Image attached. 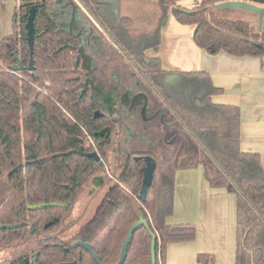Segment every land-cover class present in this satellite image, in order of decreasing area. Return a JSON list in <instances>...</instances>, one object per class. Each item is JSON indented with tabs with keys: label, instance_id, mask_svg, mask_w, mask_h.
Returning <instances> with one entry per match:
<instances>
[{
	"label": "trees",
	"instance_id": "16d2710c",
	"mask_svg": "<svg viewBox=\"0 0 264 264\" xmlns=\"http://www.w3.org/2000/svg\"><path fill=\"white\" fill-rule=\"evenodd\" d=\"M17 1L12 32L0 39V226H14L0 228V251L15 249L8 264L33 262L35 256V264H116L127 232L139 217L145 224L133 232L122 264H151L153 240L155 264H166L168 245L196 237L193 224L173 225L167 218L173 213L176 172L197 168L209 187L236 196L234 263L264 264V170L257 153L240 148L239 108L212 101L221 89L212 85L206 72L166 71L158 58L144 54L159 45L160 28L171 11L177 23L195 27L193 41L199 49L209 55L259 58L264 69V18L258 30L257 23L221 14L230 8L215 7L228 1L264 7V0H196L190 9L178 5L180 0H146L156 3L157 27L137 38L128 33L130 16H122L116 26L102 16L103 0H77L99 28L101 39L113 45L104 63L126 61L161 100L165 114L161 156L148 151L130 154L83 222L69 220L73 207L91 178L104 173L116 126L108 116L94 117L76 61L79 43L54 22L50 0ZM32 8L30 50L25 25ZM145 38L150 41L142 42ZM173 76L181 82L165 81ZM105 128L108 137L96 135ZM80 149L96 153L103 166L73 153ZM146 156L155 162V170L141 201ZM48 204L53 206L27 208ZM78 242L89 245L95 259L74 248ZM196 262L215 260L210 254H197Z\"/></svg>",
	"mask_w": 264,
	"mask_h": 264
},
{
	"label": "crops",
	"instance_id": "0c3cea01",
	"mask_svg": "<svg viewBox=\"0 0 264 264\" xmlns=\"http://www.w3.org/2000/svg\"><path fill=\"white\" fill-rule=\"evenodd\" d=\"M124 1H120L121 17L128 16L124 11ZM7 2L8 0H0V15L2 13L5 15V27H8L9 17L14 13ZM146 2L154 5L151 15L152 29L150 28L152 34L157 27L159 13L155 9L154 1ZM195 4L196 0H180L178 3L186 9L193 8ZM16 7L14 6V10ZM79 9L76 7L77 26L78 30L83 28L81 38L77 39L79 47L93 64L95 61L97 64L98 58L109 60L112 52L109 47L113 45L109 40L106 39L105 42L97 33H93L82 18L81 11L87 16L88 14L82 7ZM58 11V7L50 8V13L54 14L53 20L67 26V18L60 16ZM109 15L111 14L107 16ZM194 30L195 27L192 25L177 23L169 11L160 28L159 45L145 50L144 54L148 58H158L166 71L206 72L212 85L221 89V93L214 95L212 101L239 108L240 148L244 152L257 153L264 170V69L261 67L260 59L248 56L233 57L223 52L209 55L196 47L193 41ZM128 33L130 35L129 31ZM97 66L99 69L103 67L101 63ZM108 66L109 72L114 73L121 87L129 86L147 97L145 119L137 113L133 114L131 121L116 118L115 115V146L110 154L117 152L123 156L121 152L125 151H148L161 156L165 117L161 100L126 61ZM95 67L92 66L91 70ZM166 79L171 82L177 81V76ZM127 158L125 154L123 162ZM167 223L193 224L196 228V237L192 242L168 245L165 251L166 264H197V254L212 255L214 264H235L236 196L225 189L209 187L200 168L176 172L173 213L167 218Z\"/></svg>",
	"mask_w": 264,
	"mask_h": 264
},
{
	"label": "water",
	"instance_id": "95a60500",
	"mask_svg": "<svg viewBox=\"0 0 264 264\" xmlns=\"http://www.w3.org/2000/svg\"><path fill=\"white\" fill-rule=\"evenodd\" d=\"M56 4H59L60 6L58 7V12L60 16H63L64 18L69 19L67 26L64 23H57V25L67 31L70 35L74 36L75 39H80L81 35L83 33V28L78 30V20H77V15H76V6L69 1L68 4H63L61 5L62 0H55ZM113 0H103L102 4L104 5L101 8V12L103 14L108 15L110 13V9L113 7L112 4ZM215 7H224V8H230V9H240L244 11H249L257 15V28L258 30L261 28L262 21L264 18V8L250 4L247 2L243 1H228L225 3L217 4ZM184 10H182L183 12ZM54 16L53 13H50ZM34 16H35V10L32 8L30 10L27 23L25 25L26 31H27V43L32 50L33 47V40H34V27H33V22H34ZM51 16V17H53ZM54 18V17H53ZM52 18V19H53ZM82 61L81 63V68L82 70L90 73L92 67V62L91 59L84 54L82 48H79L78 54L76 56V61ZM16 69V68H14ZM89 84L91 86V99L92 101L94 100V97L98 96V98L101 100L100 106L103 112L107 116H112V115H117V117L127 119L131 121L133 119V114L137 113L140 114L142 119H145V115L147 112V97L144 93L142 92H135L131 87L125 86V87H117L116 91L114 89L106 90V88L103 85H100V83L95 82L93 78H91L89 81ZM36 113V111L34 110ZM103 116L102 113H100L99 110L94 112V117H99ZM97 136L100 137H108L109 136V130L108 128H105L98 133H96ZM73 153H77L79 155H84L88 158H92L95 162L98 163L99 166H103V163L101 162L100 158L96 153H86L84 149H80L78 151H74ZM137 159V158H135ZM144 167L142 168V173H143V178H142V186L140 189L139 193V198L141 201L145 199L147 190L149 189L152 178H153V173L155 170V162L150 156L144 157ZM53 206L52 204L48 205H32V206H27L28 209H40L44 207H51ZM145 224V221L143 220L142 217H139V220L137 223H135L131 228H129L127 232V238L126 241L123 245L120 259L116 264H122L125 260L126 252H127V247L131 241L133 232L141 225ZM50 225V224H49ZM14 226H0V228H13ZM74 248L80 247L87 251L94 259L95 256L93 252L91 251L89 245L84 244V243H76L73 245ZM24 264H28L27 261L24 262ZM60 264H76L75 262H70V263H60ZM151 264H155V240L152 241L151 244Z\"/></svg>",
	"mask_w": 264,
	"mask_h": 264
},
{
	"label": "rangeland",
	"instance_id": "374dc122",
	"mask_svg": "<svg viewBox=\"0 0 264 264\" xmlns=\"http://www.w3.org/2000/svg\"><path fill=\"white\" fill-rule=\"evenodd\" d=\"M69 1H71L76 7L81 8L80 3H78L77 0H62L61 5L63 4H68ZM120 1L121 0H113V3L111 2L110 4L113 5V8L110 9V14L109 16L103 14L101 12L102 16L109 20L112 24L119 26L121 22V9H120ZM185 1V0H184ZM187 1V0H186ZM18 1L15 0H8V6L10 4L11 11H14V6H17ZM14 5V6H13ZM59 7V4H56L55 0H50V8H56ZM154 5L147 4L145 0H125L124 1V11L127 13L128 16H130L133 20L129 32L130 35L133 38H137L140 35H150V28L152 29V13H153V7ZM156 9V6H155ZM221 14H223L225 17L229 18H242L248 21H251L253 25H256L257 23V15L249 12V11H244L240 9H222ZM50 16H53L50 14ZM81 16L84 19L85 23L87 26L91 27V30H93V33H97L99 37H101V32L99 28L96 26V24L92 21L90 17H88L84 12L82 13L81 11ZM5 15L2 13L0 15V39L6 35H9L12 32V15L9 17L8 21V27H5ZM112 18V19H111ZM83 19H81L83 21ZM67 21H69L67 17ZM55 22V21H54ZM84 24V23H83ZM85 26V25H83ZM149 26V28H148ZM8 28V30H6ZM150 41L149 38L142 39V42L148 43ZM106 42V41H105ZM112 44V43H111ZM110 46V45H109ZM110 48V47H109ZM150 48L146 49L149 50ZM112 50V49H111ZM112 53V52H111ZM101 58H98L97 64L102 63ZM105 61V60H103ZM96 63V61H95ZM117 63V62H116ZM137 74V73H136ZM138 75V74H137ZM139 76V75H138ZM166 82H171L168 81V79L165 78ZM176 82H181V80L176 81ZM115 138L113 139L112 145L106 150L107 154V162L108 165L106 169L104 170V173H97L94 175L90 182L85 186L83 191L80 193L74 207L71 213V217L69 220H74L75 218H79L81 222L89 219L96 206L98 205L103 193L108 189V187L111 185L110 180L116 179L119 174L121 173L122 166L124 164L123 162V156L125 154L129 157L130 154L133 152H121L123 156H121L119 153L115 154H110V151L113 150L115 146ZM136 149V148H135ZM118 150V149H117ZM128 153V154H127ZM105 180V182H104ZM75 230V229H74ZM73 231V230H72ZM15 249L11 246L8 248H5L0 251V264H8L10 259L12 258Z\"/></svg>",
	"mask_w": 264,
	"mask_h": 264
},
{
	"label": "flooded vegetation",
	"instance_id": "af4514ba",
	"mask_svg": "<svg viewBox=\"0 0 264 264\" xmlns=\"http://www.w3.org/2000/svg\"><path fill=\"white\" fill-rule=\"evenodd\" d=\"M79 48H81V47H79ZM111 56H112V53H111ZM81 63H82V61L80 60V65H81ZM95 64L96 63H94V64L92 63V66L95 67L94 66ZM101 64L103 65V67L101 69H99L98 66H97V64H96L95 70L94 71L92 70L90 73L85 72L81 68L82 75H83V80H84L83 89H84L85 93L88 94L90 103L95 107V111L99 110L100 113L103 114V116L104 115L107 116L105 114V112H103V110L101 109V106H100L101 100L98 98V96L97 97L95 96L94 97V100L92 101V99H91V86H90V84H89L88 81L91 78H93L95 80V82L100 83V85H103L106 88V90L114 89V91H116L117 87H119L120 85H119V82L117 81L116 77H114V73H110L109 72V68H108L109 66L106 65L103 60H102V63ZM110 64H112V63H110ZM108 117L111 119V121L115 125L116 124L117 115H116V118H115V114L112 115L111 117L110 116H108ZM49 224L51 225L52 222H49L48 224H46L45 225V228H47L48 226H50ZM25 261H27L28 264H35V262H36V256H35L33 262L30 261V260L25 259L23 261V264H24Z\"/></svg>",
	"mask_w": 264,
	"mask_h": 264
}]
</instances>
